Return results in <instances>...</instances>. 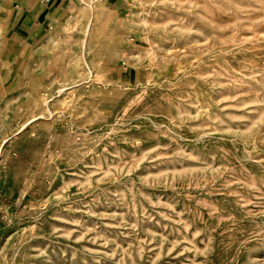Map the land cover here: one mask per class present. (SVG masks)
<instances>
[{
  "label": "rangeland",
  "instance_id": "374dc122",
  "mask_svg": "<svg viewBox=\"0 0 264 264\" xmlns=\"http://www.w3.org/2000/svg\"><path fill=\"white\" fill-rule=\"evenodd\" d=\"M16 4L0 264H264V0Z\"/></svg>",
  "mask_w": 264,
  "mask_h": 264
},
{
  "label": "crops",
  "instance_id": "0c3cea01",
  "mask_svg": "<svg viewBox=\"0 0 264 264\" xmlns=\"http://www.w3.org/2000/svg\"><path fill=\"white\" fill-rule=\"evenodd\" d=\"M16 6L20 7L23 11L21 17L23 20L29 21L32 17L39 18L42 15L45 18L46 14H42L43 8L52 6L57 0H16ZM41 13V14H40Z\"/></svg>",
  "mask_w": 264,
  "mask_h": 264
},
{
  "label": "bare ground",
  "instance_id": "6f19581e",
  "mask_svg": "<svg viewBox=\"0 0 264 264\" xmlns=\"http://www.w3.org/2000/svg\"><path fill=\"white\" fill-rule=\"evenodd\" d=\"M77 16L76 15H70L67 18V21L71 24L74 22H77ZM68 39V38H67ZM58 40H59V35L55 32V31H51L48 36H47V46L48 47H52L53 48V53H52V57H62L61 52L58 50ZM67 43V42H66ZM68 55V54H67Z\"/></svg>",
  "mask_w": 264,
  "mask_h": 264
}]
</instances>
